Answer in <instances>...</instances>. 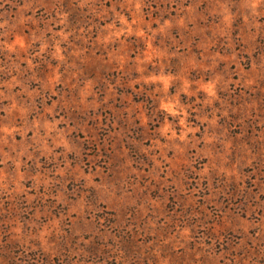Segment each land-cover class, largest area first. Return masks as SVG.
Segmentation results:
<instances>
[{
	"label": "rangeland",
	"instance_id": "1",
	"mask_svg": "<svg viewBox=\"0 0 264 264\" xmlns=\"http://www.w3.org/2000/svg\"><path fill=\"white\" fill-rule=\"evenodd\" d=\"M0 264H264V0H0Z\"/></svg>",
	"mask_w": 264,
	"mask_h": 264
}]
</instances>
